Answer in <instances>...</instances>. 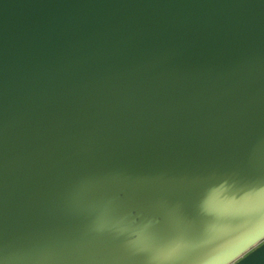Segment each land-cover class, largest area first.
Returning <instances> with one entry per match:
<instances>
[{"label":"water","instance_id":"obj_1","mask_svg":"<svg viewBox=\"0 0 264 264\" xmlns=\"http://www.w3.org/2000/svg\"><path fill=\"white\" fill-rule=\"evenodd\" d=\"M105 208L187 261L264 222V0H0V260L144 264Z\"/></svg>","mask_w":264,"mask_h":264},{"label":"clouds","instance_id":"obj_2","mask_svg":"<svg viewBox=\"0 0 264 264\" xmlns=\"http://www.w3.org/2000/svg\"><path fill=\"white\" fill-rule=\"evenodd\" d=\"M204 210L210 211L207 208ZM94 228L125 237L129 250L145 257L144 264H245L253 254L264 251V222L195 261L185 259V240L179 238L165 243L159 242L152 236L148 222H138L126 213L111 216L105 208L98 216ZM0 264H4V261L0 260Z\"/></svg>","mask_w":264,"mask_h":264},{"label":"rangeland","instance_id":"obj_3","mask_svg":"<svg viewBox=\"0 0 264 264\" xmlns=\"http://www.w3.org/2000/svg\"><path fill=\"white\" fill-rule=\"evenodd\" d=\"M146 198H152L151 194L142 191ZM151 209L152 211L162 212L167 215V222H170L169 218L173 219L175 217L176 211L171 204L168 202H163L161 205H155L152 203ZM246 226H250V224H246ZM247 231V228L240 229L239 226L233 225L232 221H230L226 227H224L221 231H219L213 238H211L208 242H206L203 246H201L198 250L193 253L191 261H195L201 258L206 257L211 254L214 250L218 249L220 246L227 244L231 241L235 236Z\"/></svg>","mask_w":264,"mask_h":264}]
</instances>
